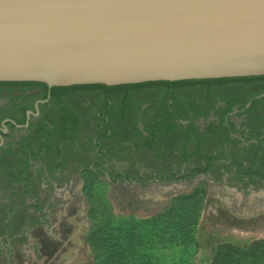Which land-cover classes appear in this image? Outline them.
I'll use <instances>...</instances> for the list:
<instances>
[{"label":"rangeland","instance_id":"rangeland-1","mask_svg":"<svg viewBox=\"0 0 264 264\" xmlns=\"http://www.w3.org/2000/svg\"><path fill=\"white\" fill-rule=\"evenodd\" d=\"M261 90L262 82L214 87L210 91L205 86L176 88L171 99H167L164 88H147L133 92L126 101L117 95L110 106L104 95H66L68 112L75 116L67 132L59 107H54L50 121H43L46 130L41 127L31 133L15 132L17 140L5 150L8 157L3 155L0 160L6 197L13 191L11 198L20 199V181L8 176L20 171V136L30 135L23 144L28 140H50L48 160L64 139L71 138L60 149L65 164L78 161L98 164L101 171L110 174H136L149 165L150 152L163 151L170 159L180 157L189 136L196 134L179 124L180 120L203 119L217 104L225 103L229 94L236 93L242 102ZM2 100L4 97L0 96ZM258 103H264V99ZM171 104L174 113L170 112ZM197 104L202 106L204 115L197 112ZM214 112L221 115L218 110ZM100 113L106 114V122L98 118ZM213 134H217L215 142L202 138L209 150L221 144V133ZM153 135L158 142L151 147L147 136ZM96 138L102 143V150L97 151L92 144ZM75 187L78 188L68 216L73 219L76 242L62 264H212L224 244H230L232 252L245 248L256 254L255 259L248 254V264H264V214L239 216L245 207L240 208L239 201L232 207L225 201L229 198L226 190L206 180L195 181L154 201L148 199L145 189L123 180L118 188H113L103 174L82 168ZM60 223L65 221L58 223L61 226ZM52 232L63 240L66 231L52 226Z\"/></svg>","mask_w":264,"mask_h":264},{"label":"water","instance_id":"water-1","mask_svg":"<svg viewBox=\"0 0 264 264\" xmlns=\"http://www.w3.org/2000/svg\"><path fill=\"white\" fill-rule=\"evenodd\" d=\"M261 75L264 0H0V81Z\"/></svg>","mask_w":264,"mask_h":264},{"label":"flooded vegetation","instance_id":"flooded-vegetation-1","mask_svg":"<svg viewBox=\"0 0 264 264\" xmlns=\"http://www.w3.org/2000/svg\"><path fill=\"white\" fill-rule=\"evenodd\" d=\"M49 90L47 97H43L41 87L0 91V96L4 97L0 101V160L3 155L7 156L5 150L10 143L17 140L15 132L31 133L44 127L42 123L52 119L54 107L62 110L65 119L69 106L63 103L62 107L49 101ZM263 96L260 94L256 98ZM253 99L244 104H217L214 111L218 110L220 116L212 110L195 122L180 120L179 124L196 133L189 136L180 157L170 159L163 151L150 152L149 165L136 174L123 171L110 174L101 171L98 164L78 161L65 164L60 149L72 141L71 138L64 139L53 158L48 160L50 140L43 139L38 143L28 140L23 144L30 135L20 136V171L19 174L10 172L14 176L8 175L20 181V199L11 198L15 195L13 191L9 198L6 197L5 178L0 176V264H10L11 261L17 264L65 262L76 242L73 219L68 213L78 188L75 187L78 172L82 168L103 174L113 188H118L123 180L128 185L145 189L149 192L148 199L154 201L163 200L170 192L176 193L203 179L226 190L224 193L230 199L225 201L232 207L238 201L240 208L245 207L239 216L264 214V103L253 102ZM173 106L169 105L171 113H174ZM196 107L197 112L204 115L202 106L197 104ZM28 111L32 113L28 114ZM98 118L103 123L107 120L105 113H100ZM214 132L221 133V144L209 150L202 138L215 142L217 134ZM147 139L151 147L158 142L155 135L147 136ZM92 144L97 151L102 150L99 139L92 140ZM24 145L26 150H23ZM63 220L65 223L60 226L58 223ZM52 226L66 231L63 240L52 232ZM41 259L43 261L39 263Z\"/></svg>","mask_w":264,"mask_h":264},{"label":"trees","instance_id":"trees-1","mask_svg":"<svg viewBox=\"0 0 264 264\" xmlns=\"http://www.w3.org/2000/svg\"><path fill=\"white\" fill-rule=\"evenodd\" d=\"M262 82L264 83V75L261 76H246V77H223V78H207V79H189V80H179V81H149L143 83H134V84H122V85H113L107 86L104 84H82V85H71V86H53L50 88L49 101H54L56 104L64 107L65 104L64 97L74 92H92L100 95H104L105 101L108 106L111 105L113 97L121 95L123 100H127L133 92L138 90H143L147 88H164L166 90L167 99H171L172 92L176 88H192L197 86H205L208 88V91L212 90L214 87H221L233 84H244L248 85L251 83ZM20 87L25 90L28 88L41 87L44 89L43 97H47L48 86L42 82L35 81H0V91L2 89H13ZM260 94H264V90L255 92L251 96L253 102H257L262 98H256ZM249 98L248 100H250ZM256 98V99H255ZM247 100V101H248ZM247 101L240 102L239 95L232 93L226 96V102L229 104L240 102L244 104ZM64 111V110H63ZM67 114L64 119V124L67 128H70V121L74 119L71 113ZM76 123V122H75ZM46 130L45 128H43ZM47 141V139L45 140ZM27 144V143H26ZM27 147L24 145L23 150H26ZM48 149V148H47ZM230 244H224L218 249L212 264H248L249 260L248 254L252 259L257 257L256 254L252 252H247L245 248L234 249L235 252L229 249ZM232 252V253H230ZM230 253V254H229Z\"/></svg>","mask_w":264,"mask_h":264}]
</instances>
